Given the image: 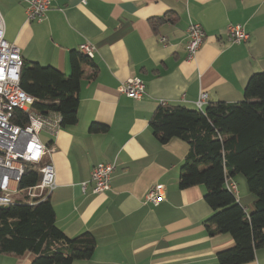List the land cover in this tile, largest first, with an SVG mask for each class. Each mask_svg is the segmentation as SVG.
Here are the masks:
<instances>
[{"label":"crops","instance_id":"crops-1","mask_svg":"<svg viewBox=\"0 0 264 264\" xmlns=\"http://www.w3.org/2000/svg\"><path fill=\"white\" fill-rule=\"evenodd\" d=\"M168 12L175 21L154 30L150 18ZM0 14L4 38L19 48L23 61L69 74L70 52L85 42L94 47L95 67L85 66L80 81L78 120L58 130L51 155L56 177L49 200L56 225L68 237L88 231L96 242L90 258L72 264H219L216 253L234 241L207 232L204 220L212 210L203 185L179 187L188 146L177 138L159 142L149 120L162 102L196 109L201 92L207 95L203 109L242 99L249 76L264 71V0H53L39 22L26 20L19 0H0ZM190 21L202 26L205 37L188 60ZM233 24L244 26L247 40H226ZM133 76L145 84L139 99L119 91ZM93 122L107 130L91 132ZM100 162L115 167L109 188L94 193L89 177ZM227 181L250 213L254 195L246 192L244 178ZM158 183L165 186L163 199L146 203L147 190ZM29 262V254H0V264ZM244 264H264V248Z\"/></svg>","mask_w":264,"mask_h":264},{"label":"trees","instance_id":"trees-1","mask_svg":"<svg viewBox=\"0 0 264 264\" xmlns=\"http://www.w3.org/2000/svg\"><path fill=\"white\" fill-rule=\"evenodd\" d=\"M167 16V18H166ZM173 12L150 18L155 30ZM70 72L53 66L23 61L19 86L34 98L32 108L41 114L58 112L61 127L77 122L78 91L84 67H95L93 58L79 50L69 56ZM149 126L161 143L172 138L185 142L188 151L180 167L179 187L203 185L204 200L211 214L204 220L209 234H229L234 244L219 250V264H244L264 248V71L251 74L237 102L214 101L203 110L181 105H159ZM91 132H105L107 126L91 123ZM242 174L254 195L253 210L246 213L226 187L228 178ZM39 174L26 165L21 187L32 186ZM93 235L84 231L68 237L56 225L49 197L37 203H10L0 206V254L21 258L29 264H72L88 259L95 249Z\"/></svg>","mask_w":264,"mask_h":264},{"label":"built area","instance_id":"built-area-1","mask_svg":"<svg viewBox=\"0 0 264 264\" xmlns=\"http://www.w3.org/2000/svg\"><path fill=\"white\" fill-rule=\"evenodd\" d=\"M24 4L27 21H41L53 0H19ZM226 40L232 43L248 39L241 24L228 25ZM204 30L198 22L190 21L186 28V59L195 57L204 41ZM165 41L164 37H161ZM78 50L88 58L94 57V47L82 43ZM23 58L18 47L4 38V22L0 14V206L10 203H37L47 199L55 187V169L51 155L55 151L53 139L61 128L58 112L41 114L32 108L34 98L19 86ZM126 96L139 99L145 92L143 80L137 76L126 79L119 86ZM206 93L201 92L195 102L196 109L203 110ZM161 105H166L162 102ZM41 133L49 141L41 139ZM30 165L39 174L32 186L21 187L20 183ZM114 163H97L90 172L92 192L102 193L109 188V179ZM86 183L82 184L85 190ZM226 187L236 194V186L225 182ZM165 186L154 184L146 192L144 201L157 205L164 197ZM20 194V198H14Z\"/></svg>","mask_w":264,"mask_h":264},{"label":"rangeland","instance_id":"rangeland-1","mask_svg":"<svg viewBox=\"0 0 264 264\" xmlns=\"http://www.w3.org/2000/svg\"><path fill=\"white\" fill-rule=\"evenodd\" d=\"M41 139L42 140H45L46 139V135L44 134V133H41ZM241 178H244V176L242 175V174H238ZM244 184H245V190H246V192H249V190H248V187H247V184H246V180H245V178H244ZM243 188H244V186H243ZM21 196H20V194H17V195H15L14 196V198H20Z\"/></svg>","mask_w":264,"mask_h":264}]
</instances>
